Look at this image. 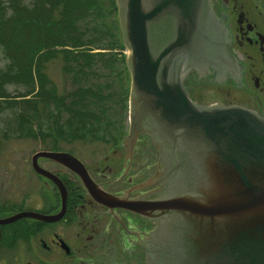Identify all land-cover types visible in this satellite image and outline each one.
<instances>
[{
	"label": "water",
	"instance_id": "water-1",
	"mask_svg": "<svg viewBox=\"0 0 264 264\" xmlns=\"http://www.w3.org/2000/svg\"><path fill=\"white\" fill-rule=\"evenodd\" d=\"M116 3L131 71L124 164L139 131L148 132L159 151L154 175L121 197L122 207L156 224L140 241L147 264H264V118L239 105H198L180 88L191 68L199 77L209 73L208 63L215 81L231 76L243 84L245 66L229 52L225 17H216L208 0ZM37 156L78 172L93 198L118 202L89 184L76 157L50 151ZM157 181V188L127 197ZM153 193L160 198L144 200ZM30 215L21 211L2 221Z\"/></svg>",
	"mask_w": 264,
	"mask_h": 264
},
{
	"label": "flooded vegetation",
	"instance_id": "flooded-vegetation-1",
	"mask_svg": "<svg viewBox=\"0 0 264 264\" xmlns=\"http://www.w3.org/2000/svg\"><path fill=\"white\" fill-rule=\"evenodd\" d=\"M208 3L216 17H225L229 52L245 66L240 79L243 84L239 85L231 76L225 82L215 81L213 68L208 63L209 73L200 77L195 68L186 72L180 81L181 91L198 105H239L264 118V0H208ZM119 51L116 55L123 57V61H112L110 66H120L113 77L116 88H120L115 94L123 99L122 106L126 107L124 130L116 119L109 124L107 140L92 141L96 144L91 145V154L106 147L100 160H85L75 150L56 148V141L52 146L32 152L29 189L13 194L11 200L0 196V264H147L140 241L156 224L122 207L121 197L127 188L154 175L159 151L151 135L139 131L129 165L124 164V141L130 125L131 71L125 58L127 47ZM42 150L76 157L86 170L89 184L117 197L118 202L109 204L93 198L78 172L51 157H34ZM36 165L47 173L37 172ZM160 184L157 181L132 189L127 197L143 195ZM18 198H25L27 203H21L24 199ZM159 198L160 194L153 193L144 200ZM11 203L20 208L14 210ZM20 211L33 215L2 221Z\"/></svg>",
	"mask_w": 264,
	"mask_h": 264
},
{
	"label": "rangeland",
	"instance_id": "rangeland-1",
	"mask_svg": "<svg viewBox=\"0 0 264 264\" xmlns=\"http://www.w3.org/2000/svg\"><path fill=\"white\" fill-rule=\"evenodd\" d=\"M58 3L61 5L54 8ZM10 4H13L16 9L23 7L21 11L27 15L23 14L20 17L15 15L12 18L15 21L26 19L27 28L33 33L38 44L54 36L58 41L62 35L63 41L52 47L48 51V59L42 57L41 65H39L42 66L41 70L45 74L44 80L48 78L47 87H53L55 93L64 96L63 103L57 107L53 101L45 102L33 95L32 105L38 107L39 111L35 113L30 123H25L18 116V105L14 98L17 92L24 90V85L10 81L3 84L8 96L0 98V196L11 200L15 195L29 189L28 171L32 152L45 149L49 144L52 146L55 141L56 148L75 150L85 160H100L104 156L106 147L96 154H91V145L96 144L94 142L107 140L109 124L115 123L116 119L123 124L119 126L124 130L126 107L122 106L123 99L115 94L120 91V88H116V80L113 76L120 66H110L112 61L116 62L120 59L123 61V57L116 54L120 53L119 49H124L114 0H94L98 11H93L94 8L87 5V0H0V6L7 14L13 13V7ZM68 8L72 9L71 14L78 12L76 18L79 20L76 21L74 16L66 13ZM87 12L89 14L93 12L95 16L86 14ZM64 14H68L69 17L63 21ZM14 28L20 31L22 24L18 22ZM21 32L26 33L27 30L24 29ZM64 33L72 36L71 42L64 39ZM12 36L13 34H8V37ZM72 41L75 42L72 43ZM1 42L3 45L0 43V71H4L14 57L8 56L10 50H7L3 41ZM88 43L94 46L90 47V44L88 47L86 45ZM48 44L45 42L40 47L42 50L35 59L46 51ZM76 44L85 45L73 46ZM87 47L92 48L88 52L93 57L86 55L83 59L82 51H85ZM63 50L68 52H62ZM101 51L104 54L100 53L103 55L99 57H103L98 58L96 52ZM77 57L79 58L76 60ZM16 60L21 65L26 64L23 58ZM81 62L91 64L80 67ZM79 69L85 70L86 74L76 73L75 71ZM30 86L29 83L27 88ZM78 87L82 89L81 92L71 93ZM32 94L25 98L33 97ZM76 95L81 97L79 104L75 103ZM1 103L6 106L3 107ZM124 105H126L125 97ZM26 107L23 106V108ZM27 112L34 111L31 107H27ZM53 115L56 116V122H53ZM37 124L46 132L36 130ZM20 126L30 127L27 135H19ZM55 126H58V130L61 131H57ZM22 199L24 201L21 203H27L25 198H18V200ZM11 204L14 210L20 208V205Z\"/></svg>",
	"mask_w": 264,
	"mask_h": 264
},
{
	"label": "trees",
	"instance_id": "trees-1",
	"mask_svg": "<svg viewBox=\"0 0 264 264\" xmlns=\"http://www.w3.org/2000/svg\"><path fill=\"white\" fill-rule=\"evenodd\" d=\"M11 3V2H8ZM92 5H91V4ZM13 7V13L7 14L2 8V6H0V43L2 44L1 41H3L5 43V46L7 48L8 51V56H13L14 59H11V62L7 65L6 70L4 71H0V98L2 97H6L8 96L7 92L5 91V89L3 88V84L7 83V82H16V83H21L24 85V90L19 91L16 93V95H14V98H16L15 103L18 105V116L22 121H25V123H30L31 119L33 117H35V113L39 111V108L32 105V100L34 98L33 95L37 96V99L39 98L42 101H53L55 103V105L57 107H59V104L63 103L64 100V96L62 95H58L57 93H55V90L53 87H47L46 82H48V78L46 80L45 79V74L42 72L41 68L42 66H40V59L42 57H44V59H48V51L52 48L55 47L56 45L60 44V41H63L62 35L59 37L58 41L55 40V36L51 37L47 40H43L42 42H40L39 44L35 41L34 35L33 33L29 32L28 27V21L26 19L24 20H20V21H15L12 17L13 16H22L23 14L27 15L26 13H24L23 11H21V9H23L22 6H20V9H16V7L13 4H10ZM61 3H58L57 6H55L54 8H58V6H60ZM87 5H89L90 7L94 8L93 11H98L99 9L96 7V5L94 4V0H87ZM71 8L67 9L66 13H69L70 15L74 16L76 18V15L78 14V12H74V13H70L71 12ZM86 14H89V12H87ZM89 15L95 16V14L92 12H90ZM69 15L68 14H64L63 17V21L64 19H68ZM55 20H57V18H55ZM79 20L76 18V21ZM20 23L22 24V28L19 31L18 28H14L16 23ZM54 23L57 21H53ZM52 23V21H51ZM55 23V24H56ZM45 28V27H44ZM27 30V32H21L23 30ZM8 34H13L12 37H8ZM72 36H67L64 33V39H67L66 41H70V38ZM78 38V37H76ZM79 39V38H78ZM77 39V40H78ZM45 42H48L49 44L47 45L46 51L43 52L41 55L38 56L37 59H35V56L37 54H39V52L42 50L40 49V47L42 45H44ZM75 41H72V43H74ZM92 43H95L94 41H92ZM92 43H88L86 45L91 44L90 47H93L94 44ZM3 45V44H2ZM85 44H76L73 46H82ZM86 48L85 51H82V58L85 59L86 55L87 56H92V54H90L88 51L92 50V48ZM105 48V47H103ZM62 52H68L67 50H63ZM81 53V52H80ZM88 53V54H87ZM93 53V52H91ZM102 52H96V55L98 58L100 54ZM17 58H23V61L26 62V64L21 65L20 62L18 60H16ZM79 57L76 58V60ZM81 58V57H80ZM94 59V58H93ZM40 64V65H39ZM91 63H80L79 66H87L90 65ZM78 65V64H77ZM12 67H14V71L11 72ZM67 70H68V66H67ZM76 73H82L84 72V74H86V71L83 69H79L75 71ZM74 72V73H75ZM31 84V86L29 88H27L28 84ZM82 89H80L79 87L76 88L73 92L71 93H78L81 92ZM33 93V94H32ZM32 94L31 96L33 97H28L25 98L26 96ZM19 98V99H17ZM75 98L77 99V102L79 104V100L81 99V97H78L77 95L75 96ZM20 100V102L18 101ZM3 103V102H2ZM1 103V104H2ZM6 103V102H5ZM14 103V102H13ZM11 104V103H10ZM6 105H9L8 103H6ZM6 105L2 104L3 107H5ZM31 107L33 109L34 112H27V107ZM85 113V112H84ZM84 113H80V114H84ZM77 114V113H76ZM75 114V115H76ZM54 120L53 122H56V116L53 115ZM85 121V118H84ZM49 128V127H48ZM36 130H40V131H44L42 129L41 126H39L38 124L36 125ZM55 129L57 131H61L58 130V126H55ZM19 135H27L28 131L30 130V127L27 128H23L22 126L19 127ZM46 132V131H44ZM50 132V131H47Z\"/></svg>",
	"mask_w": 264,
	"mask_h": 264
}]
</instances>
